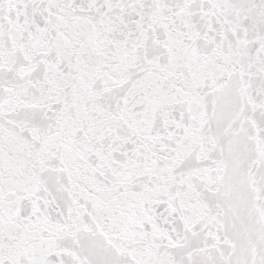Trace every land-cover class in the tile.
Listing matches in <instances>:
<instances>
[{"label": "snow or ice", "instance_id": "6c2138e0", "mask_svg": "<svg viewBox=\"0 0 264 264\" xmlns=\"http://www.w3.org/2000/svg\"><path fill=\"white\" fill-rule=\"evenodd\" d=\"M0 264H264V0H0Z\"/></svg>", "mask_w": 264, "mask_h": 264}]
</instances>
